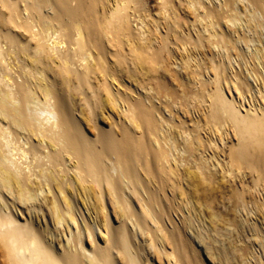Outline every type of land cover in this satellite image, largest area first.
Here are the masks:
<instances>
[{
  "label": "bare ground",
  "instance_id": "bare-ground-1",
  "mask_svg": "<svg viewBox=\"0 0 264 264\" xmlns=\"http://www.w3.org/2000/svg\"><path fill=\"white\" fill-rule=\"evenodd\" d=\"M258 220L264 0H0V264H264Z\"/></svg>",
  "mask_w": 264,
  "mask_h": 264
},
{
  "label": "rangeland",
  "instance_id": "rangeland-1",
  "mask_svg": "<svg viewBox=\"0 0 264 264\" xmlns=\"http://www.w3.org/2000/svg\"><path fill=\"white\" fill-rule=\"evenodd\" d=\"M182 75H183V74L180 75L181 78H182V81L179 80V79H180V77H178L179 75H177L178 78H175L176 80H178V86H181L180 88L178 87V88L176 89V92H177V94H178L179 96H180V95H183V94H182L183 91L186 92V91L189 89L188 86H187V83H185L186 79H185V77H183ZM251 81H252V80H251ZM182 82H184V83H182ZM180 83H181V84H180ZM181 90H182V91H181ZM174 107H175V105H174ZM176 107H178V106H176ZM177 109H178V108H177ZM177 109H176V111H175L176 113H177V111L179 110V109H178V110H177ZM179 111H180V110H179ZM179 114H180V112H178V115H179ZM180 115H181V114H180ZM193 116H194V115H193ZM183 120L185 121V123H186L188 126L191 125V123H190V119L184 117ZM174 122H175V121H174ZM176 122H177V121H176ZM176 122H175V123H176ZM191 126H192V125H191ZM191 126H190V127H191ZM224 159H225V157H224ZM225 160H226V159H225ZM225 160H224V161H225ZM222 163H225V162H222ZM224 165H225V164H224ZM212 169H213L214 171L212 170V171H211V174L214 175L213 178L217 181V183H216V181L213 179V181L215 182V183H213V184H214L213 186L215 187V188H214V189H215L214 191L216 192V195H217V194H220V195H218L219 197H218L217 199H220V197H222V196L224 195V196H223L224 199L222 200L221 204H220V205L217 204V209H218V208L220 209V208H221L220 206L223 205V206L226 207V208H221L220 210H221L222 212L228 213V215L231 216V212H232V211H231V210H232L231 208H233V207H232L233 205H232V202H231V201H233V199H229V198H227V197H225V196H227V195L230 196V194H231V193H230L231 190H228V189H230L231 186L233 187V185L235 184V179H233V180H234V181H233L234 184H233V183H230V182L232 181V179H231V177L229 178V176H230L229 174L227 175V173H229V172H225V173H226V175L224 176L225 178L222 179L220 175H217V174H221V172H219L218 170H216V171H217V172H216L214 168H212ZM216 169H217V168H216ZM225 173H224V174H225ZM224 174L222 173V175H224ZM215 177H216V178H215ZM228 178H229V179H228ZM244 178H245V179H243V178H242V179H243L244 184H246V185H244V184H243V185H244V187L246 186L245 188H246L247 190L249 189V190H248L249 192H247V195H248V196L253 195V199H255V201H257V202L260 203V196H259L258 194L254 195V193H255V192H254L255 190H253V189H254V188H253L254 186H252V184H251V182H252L251 179H252V178L249 177V176L244 177ZM246 178H247V180H246ZM220 179H222L224 182L222 183V180L219 181ZM225 179H226V180H225ZM227 179H228V180H227ZM242 179H241V180H242ZM229 180H230V181H229ZM225 181H226V182H225ZM221 183H222V185H221ZM229 183L231 184V186L229 185ZM247 183H249V184H247ZM252 183H253V182H252ZM239 184H240V182L238 183V185H239ZM215 185H217V186H215ZM220 185L223 187V189H221V186H220ZM223 185H224V186H223ZM218 186H219L220 188H219ZM249 186H251V187H249ZM216 187H217V189H216ZM232 187H231V188H232ZM248 187H249V188H248ZM219 189H221L222 191L219 190ZM250 189H251L253 192H252ZM217 190H218L219 192H218ZM226 190H227V191H226ZM247 190H246V191H247ZM228 191H229V192H228ZM215 192H214V193H215ZM220 192H221V193H220ZM222 192H223V193H222ZM225 192H227L228 194H225ZM229 193H230V194H229ZM221 194H222V196H221ZM229 196H228V197H229ZM257 197H258V198H257ZM261 197H262V196H261ZM256 198H257V199H256ZM224 200H225V202H224ZM229 201H230V202H229ZM224 204H225V205H224ZM226 205H227V206H226ZM230 205H231V206H230ZM223 206H222V207H223ZM251 206H252V205L250 204L249 207H251ZM223 209H224L225 211H224ZM226 209H227V210H226ZM228 209H229V210H228ZM229 212H230V213H229ZM237 215H239V216H240L239 218H241V220L244 221V220L242 219V218H244L243 213H238ZM242 215H243V216H242ZM252 216H254V217H252ZM252 216H251V215L246 216L245 219L247 218L249 221H250L251 219L256 220V217H255L256 215L254 214V215H252ZM260 221H261V220H260ZM260 221L258 220L257 223L260 225L261 229L264 231V227H263V225L261 224ZM247 224H250V222H248V223L245 222V225H247ZM230 231H231V232H229V233H231V234L228 235L227 237H225V242H224L223 244L226 245V243L231 242L232 244H234L235 246H237L239 249H242V248H243V249H246L245 246H246L247 244L244 243V241H243L241 238H237V236H236V235H237L236 232H232V231H233L232 229H231ZM223 232L225 233V235L228 234L227 231H223ZM230 238H231V239H230ZM232 238H233L234 240H233ZM227 239H228V241H227ZM240 239H241V241H239ZM229 240H230V241H229ZM235 242H237L238 244L240 243V244L238 245V244L235 243ZM242 243H243V244H242ZM228 244H229V243H228ZM228 244H227L226 246H228ZM245 244H246V245H245ZM214 246H216V244H215ZM218 246H219V244H218L216 247H218ZM249 250H250V248H249V246H248V250L246 251V254H247V255L251 252V250H250V251H249ZM258 251H260V250H258ZM256 256H257V255H256ZM204 257H205L206 260H208V256L206 257V253H204ZM215 263L218 264L217 260H216Z\"/></svg>",
  "mask_w": 264,
  "mask_h": 264
}]
</instances>
